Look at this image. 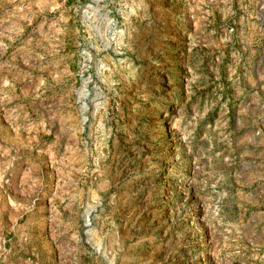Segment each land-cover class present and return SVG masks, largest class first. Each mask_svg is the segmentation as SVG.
Segmentation results:
<instances>
[{
    "label": "rangeland",
    "instance_id": "1",
    "mask_svg": "<svg viewBox=\"0 0 264 264\" xmlns=\"http://www.w3.org/2000/svg\"><path fill=\"white\" fill-rule=\"evenodd\" d=\"M0 264H264V0H0Z\"/></svg>",
    "mask_w": 264,
    "mask_h": 264
}]
</instances>
